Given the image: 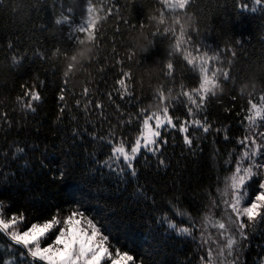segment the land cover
<instances>
[{
	"label": "snow or ice",
	"instance_id": "1",
	"mask_svg": "<svg viewBox=\"0 0 264 264\" xmlns=\"http://www.w3.org/2000/svg\"><path fill=\"white\" fill-rule=\"evenodd\" d=\"M134 2L145 9L139 19L132 15ZM47 3L36 0L41 7ZM72 3L73 7L54 16L51 25H41V32L52 29L55 44L51 50L39 38L33 41L35 47L28 44L23 49L19 40L6 46L0 42V62L7 61L9 55L12 67L39 61L53 74L63 65L56 119L74 125L72 136L79 142H91L98 151L107 148L105 159H97L95 164L121 182L124 177H138L137 161L141 158L145 162L149 157L155 159L157 169L169 167L164 153L170 145L176 146V134L182 137V156L203 153V145L209 143L214 159L226 152L227 159L217 168L209 191L198 194L187 211L177 207L175 216L186 220L187 226H179L182 221L174 222L170 214L158 222L193 244L199 253L198 264H264V76L258 78L259 91L255 79L249 83L240 76L236 46L242 41L237 39L234 45L226 41L220 46L208 40L213 29L205 22L208 5L201 7L203 0ZM36 4H30L29 10ZM208 4L225 16L233 13L237 21L245 13L264 19V0H208ZM145 43L147 52L142 55L140 48ZM165 43L163 55L148 65L146 55ZM140 68L147 72L150 88L152 70L158 69L151 97L158 105L155 110L142 106L146 96L143 77L138 80L136 76ZM77 73L91 77L79 93L69 88ZM32 80L31 84L22 80L15 96L14 105L19 106L23 123L12 118L7 98H0V237L5 238L0 243V264H144V257L113 241V225L108 219H97L81 203L54 207L44 215L35 208L31 216L23 210L11 211L14 192L8 189L14 185V176L5 165L10 169L11 163L25 154L26 145L9 142L8 135L14 127H26L28 115H35L43 103L42 90L47 87L39 76ZM244 84H249L250 90L243 89ZM227 85L239 86V97L232 95L231 101L246 99V105L242 103L235 111L234 126L243 130L239 134L230 126L233 121L217 126L209 114L213 100L221 103L218 93ZM113 106L115 120L108 115ZM234 108L235 104L224 112L231 113ZM69 174L68 166L63 165L59 178ZM141 188L137 186L138 193ZM164 196L166 204H182L180 196L171 200L167 193ZM143 198L156 203L155 195L149 196L146 190ZM150 264L156 261L150 260Z\"/></svg>",
	"mask_w": 264,
	"mask_h": 264
},
{
	"label": "trees",
	"instance_id": "2",
	"mask_svg": "<svg viewBox=\"0 0 264 264\" xmlns=\"http://www.w3.org/2000/svg\"><path fill=\"white\" fill-rule=\"evenodd\" d=\"M30 4H36V0H0V42H4L6 46L7 42L19 40L23 49L28 44L35 47L33 41L39 38L51 50V46L55 44L52 29L41 32V25H51L54 16H59L60 12L73 7L72 0H55V5L53 0H48L47 5L41 7L36 4V8L31 11ZM205 5H208L205 9V22L213 29L208 40L214 45L223 46L226 41L234 45L235 40L240 39L241 45L236 46L239 52L237 67L240 76L249 83L255 79L259 91L258 78L264 76V40L261 39L264 35V19L258 14L245 13L237 21L231 12L225 16L212 10L208 0H203L201 7ZM131 10L136 19L145 11L135 2L131 4ZM166 47V43L158 45L147 54L145 59L148 65L162 56ZM141 54L143 55L142 52ZM152 71L151 88L144 68L137 70L136 76L138 80L143 77L145 86L146 98L142 106L155 110L158 105L151 97L155 90L158 69L153 68ZM62 73L63 65L53 74L50 67L41 66L39 61L32 65L25 64L23 68L12 67L10 55L7 61L0 62V90L4 94L0 98H7L5 103L12 118H20L21 123L24 121L19 116V106L14 105L19 84L22 80H28L31 84L32 77L35 76L46 80L47 84L42 90L44 101L37 113L28 115L26 127L19 130L14 127L8 135L9 142L17 141L20 146L26 145L25 154H21V158L15 163H11L9 157L10 169L5 165V170H11L14 176V185L8 189L9 192H14L11 211L23 210L31 216L35 208L37 211L43 210L40 214L44 215L54 207H75L76 203H81L97 219H108L113 225V241L138 257H144V264H150V260H155L156 264H198L199 253L193 244L190 241L185 242L184 237H177L174 231L167 230L166 223L158 221H162L163 215L170 214L174 222L182 221L179 226H187L186 220L175 216L177 207L180 211H187L198 194L209 191L216 170L222 160L227 159V153L224 152L214 159L213 146L209 143L203 145V153L195 156L186 153L182 156V137L176 134V146L170 145L164 153L169 167L157 169L158 162L155 159L149 157L145 162L141 158L137 161L138 177L135 180L124 177L121 182L120 178L110 174L106 168H98L95 164V160L105 159L107 148L98 151L91 142H79L72 136L71 129L74 125H70L67 119L63 122L57 121V93ZM90 79L87 73H77L69 88L79 93ZM232 95L239 97V86H225L223 92L218 93L221 103L213 100L209 114L217 122V126L233 121L230 126L234 133L239 134L243 130L234 126L235 111L239 110L242 103L246 105V99L238 98L233 102L230 99ZM72 103L74 105V101ZM233 104V112H224V108H232ZM13 108L15 111H12ZM108 115L115 120V106L109 109ZM220 139L222 140V135ZM4 147L8 145L4 144ZM219 147L223 148L224 145ZM63 165L68 166L70 174L61 179L59 170ZM138 185L142 186L139 193ZM145 190L149 196L155 195V204L143 198ZM165 193L169 200L180 196L182 204H166ZM4 242L5 238L0 237V243ZM251 258L252 255H249L250 261Z\"/></svg>",
	"mask_w": 264,
	"mask_h": 264
},
{
	"label": "clouds",
	"instance_id": "3",
	"mask_svg": "<svg viewBox=\"0 0 264 264\" xmlns=\"http://www.w3.org/2000/svg\"><path fill=\"white\" fill-rule=\"evenodd\" d=\"M141 39H142V37H141ZM88 51H90V49L86 50L85 53H84V55H83V58H84L85 60L88 59V56H87V52H88ZM140 51H141L142 53L147 52V44H146V43L143 44V45L141 46ZM79 57H80V53H77V58L79 59ZM241 87H242L243 89H245V90H249L250 85H249V84H244V85H242ZM256 87H258V85H256ZM218 91H222V89H220V90H218Z\"/></svg>",
	"mask_w": 264,
	"mask_h": 264
}]
</instances>
